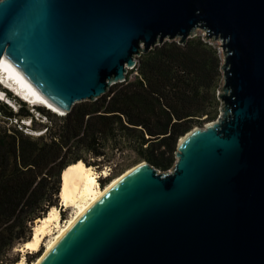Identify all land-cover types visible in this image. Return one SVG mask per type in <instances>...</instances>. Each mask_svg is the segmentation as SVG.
Masks as SVG:
<instances>
[{
	"label": "water",
	"instance_id": "obj_1",
	"mask_svg": "<svg viewBox=\"0 0 264 264\" xmlns=\"http://www.w3.org/2000/svg\"><path fill=\"white\" fill-rule=\"evenodd\" d=\"M198 29L221 43L218 118L170 171L137 163L38 264H264V0H0V62L66 114Z\"/></svg>",
	"mask_w": 264,
	"mask_h": 264
},
{
	"label": "trees",
	"instance_id": "obj_2",
	"mask_svg": "<svg viewBox=\"0 0 264 264\" xmlns=\"http://www.w3.org/2000/svg\"><path fill=\"white\" fill-rule=\"evenodd\" d=\"M222 62L219 48L201 34L185 44L166 41L141 54L126 80L97 100L77 103L65 115L36 106L46 117L38 137L24 131L22 120L36 123L26 101L15 98L17 111L2 103L0 261L15 244L30 240L36 220L59 205L61 174L69 165L83 161L100 170L130 150L135 164L146 161L162 174L173 168L179 139L220 114ZM110 180L101 179V186Z\"/></svg>",
	"mask_w": 264,
	"mask_h": 264
},
{
	"label": "bare ground",
	"instance_id": "obj_3",
	"mask_svg": "<svg viewBox=\"0 0 264 264\" xmlns=\"http://www.w3.org/2000/svg\"><path fill=\"white\" fill-rule=\"evenodd\" d=\"M0 82L14 91L22 100L46 106L15 72L3 64L2 60L0 62ZM140 166L141 164L129 168L110 180L104 187L99 185L98 172H96L92 166L85 164V162L78 161L66 167L61 174L59 198L62 207L73 209L70 217L61 225V223H59L60 211L58 207H52L44 218H40L36 221L31 239L24 242L17 250L21 252L28 251L37 253L40 250L45 236L52 231V226H55L57 232L52 233L53 235L45 250L32 262V264H38L45 253L60 239L63 232L67 230L90 205L128 173ZM102 175H107V171L103 170ZM17 264H24V260L17 262Z\"/></svg>",
	"mask_w": 264,
	"mask_h": 264
},
{
	"label": "rangeland",
	"instance_id": "obj_4",
	"mask_svg": "<svg viewBox=\"0 0 264 264\" xmlns=\"http://www.w3.org/2000/svg\"><path fill=\"white\" fill-rule=\"evenodd\" d=\"M203 33H204L203 30H199V29L197 30V34L203 35ZM211 43L219 48V51L221 53V57L223 59V52H222L221 47H220V44H221L220 41H212ZM132 74H134V73H132ZM132 74L130 73V75H132ZM222 85H221V87H222ZM221 87H220L219 91H221ZM12 92H14V91H12ZM28 104L30 106V103H28ZM38 106H41V105H38ZM3 120L4 119L0 118V126L4 123ZM24 120L28 121L29 119H24ZM35 122H36L35 125H34V123H31V126H33V125L35 126L34 130L42 131L43 128H42L41 124H44V122H46V121H43L40 119L39 120L35 119ZM15 124L16 123L14 122L13 124L12 123L8 124V126H14ZM32 136L38 137V135H36V134H33ZM134 159H135V153L130 151V150H125L124 152H118L117 156L115 158H113L112 161L107 162L106 165L103 166L100 170H98L92 166L96 170V172H98V174H99V177H98L99 184H100V180L104 178V176L102 175L103 170L107 171V175H106L107 177L111 176L113 179L114 177L122 174L123 172H125L129 168L135 166L136 164L134 163ZM100 186H101V184H100ZM57 207H58V209L60 208L59 210H60L61 219L59 220L60 221L59 223H61V225H63L67 221V219L70 217L73 209L62 207L60 201H59V205ZM63 214H64V217H63ZM35 224H36V222L34 223V225ZM56 232H57V228L55 226H52V231L45 236L44 240L42 241V245H41L40 249L43 248V251L45 250L49 240L51 239V237L53 235L52 233H56ZM22 244H23V242H19V243L15 244L13 246V248H11V250L7 253L6 257H4L3 260L0 261V264H17V262H19L21 260H24V264H28V263L32 264V262L36 259L34 258L30 262H29V259L33 255L37 254L38 252L32 253V252H28V251H23V252L18 251L17 248H19ZM39 252H40V250H39Z\"/></svg>",
	"mask_w": 264,
	"mask_h": 264
},
{
	"label": "built area",
	"instance_id": "obj_5",
	"mask_svg": "<svg viewBox=\"0 0 264 264\" xmlns=\"http://www.w3.org/2000/svg\"><path fill=\"white\" fill-rule=\"evenodd\" d=\"M135 66H132L129 68V70L133 69ZM128 70V71H129ZM136 74V72H134V74L130 75V78H133L134 75ZM127 76V75H126ZM15 98H20L17 94H15L14 92H12V90L9 88V87H6L4 84H2L0 82V117L3 118V112H2V109H1V104H6L8 106H10L11 108H13L15 111L18 110V104L16 102V99ZM21 99V98H20ZM22 100V99H21ZM25 101V100H23ZM27 103H30V108H31V112L34 114V117L36 120H43V121H46V117L44 115H42L37 109H36V106H38V104H34L32 102H29L27 101ZM42 107L46 108L47 110L51 111L48 107L44 106V105H41ZM53 112V111H51ZM54 113V112H53ZM57 115H64V114H60V113H56ZM13 123H17L18 120L17 119H14L12 121ZM23 124H25L26 127L24 129L25 133L28 134V135H33V134H36L38 136L42 135L43 133H45V129H42V131H37V130H34V129H31L30 126H31V123H32V120L29 119L28 121H25V120H22L21 121ZM103 173V172H102ZM104 176V175H103ZM107 176L105 175L104 178H106ZM100 185V184H99ZM60 209V208H59ZM60 211V210H59ZM61 219V217L59 218V220Z\"/></svg>",
	"mask_w": 264,
	"mask_h": 264
},
{
	"label": "clouds",
	"instance_id": "obj_6",
	"mask_svg": "<svg viewBox=\"0 0 264 264\" xmlns=\"http://www.w3.org/2000/svg\"><path fill=\"white\" fill-rule=\"evenodd\" d=\"M65 115V114H64Z\"/></svg>",
	"mask_w": 264,
	"mask_h": 264
}]
</instances>
